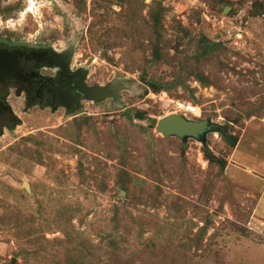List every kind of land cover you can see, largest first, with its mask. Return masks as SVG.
<instances>
[{"label": "rangeland", "instance_id": "374dc122", "mask_svg": "<svg viewBox=\"0 0 264 264\" xmlns=\"http://www.w3.org/2000/svg\"><path fill=\"white\" fill-rule=\"evenodd\" d=\"M28 6L0 0V39L66 54L95 99L73 114L9 100L0 264H264L261 186L243 178L261 176L241 167L264 157V0ZM173 114L230 141L159 135Z\"/></svg>", "mask_w": 264, "mask_h": 264}, {"label": "flooded vegetation", "instance_id": "af4514ba", "mask_svg": "<svg viewBox=\"0 0 264 264\" xmlns=\"http://www.w3.org/2000/svg\"><path fill=\"white\" fill-rule=\"evenodd\" d=\"M0 61V103L7 110L0 118V134L20 122L10 99H22L26 111L39 108L66 114L75 113L81 101L95 99L86 72L73 70L66 54L0 39Z\"/></svg>", "mask_w": 264, "mask_h": 264}, {"label": "water", "instance_id": "95a60500", "mask_svg": "<svg viewBox=\"0 0 264 264\" xmlns=\"http://www.w3.org/2000/svg\"><path fill=\"white\" fill-rule=\"evenodd\" d=\"M5 57L3 58V66ZM1 63L2 61H0V65ZM5 111H7L6 108L0 103V118ZM155 130L159 135L166 138H177L182 142L193 139L204 143L208 134L221 133L223 127L209 119L198 121L188 119L182 114H173L160 119Z\"/></svg>", "mask_w": 264, "mask_h": 264}, {"label": "crops", "instance_id": "0c3cea01", "mask_svg": "<svg viewBox=\"0 0 264 264\" xmlns=\"http://www.w3.org/2000/svg\"><path fill=\"white\" fill-rule=\"evenodd\" d=\"M241 155H243L244 157V151H240L239 152ZM262 153H264V150L262 151ZM241 167L245 168L246 172H252L253 170H258V172L260 173V178L258 179V181H253V179H251V177L249 176H244L243 178H249L250 182H252V184H254V187H258L259 185L260 187V195L259 198L257 199V205L255 208L256 214H262L264 215V157H258L255 159H249L248 162L246 161H242L241 162ZM244 175V174H243Z\"/></svg>", "mask_w": 264, "mask_h": 264}, {"label": "built area", "instance_id": "2783aa9c", "mask_svg": "<svg viewBox=\"0 0 264 264\" xmlns=\"http://www.w3.org/2000/svg\"><path fill=\"white\" fill-rule=\"evenodd\" d=\"M177 109L178 111H182L184 115L189 114L195 117L198 116L197 108L192 104H177Z\"/></svg>", "mask_w": 264, "mask_h": 264}, {"label": "bare ground", "instance_id": "6f19581e", "mask_svg": "<svg viewBox=\"0 0 264 264\" xmlns=\"http://www.w3.org/2000/svg\"><path fill=\"white\" fill-rule=\"evenodd\" d=\"M28 2H29V6H28V8L26 9V13L30 12V9H31L32 4H33V0H28Z\"/></svg>", "mask_w": 264, "mask_h": 264}, {"label": "trees", "instance_id": "16d2710c", "mask_svg": "<svg viewBox=\"0 0 264 264\" xmlns=\"http://www.w3.org/2000/svg\"><path fill=\"white\" fill-rule=\"evenodd\" d=\"M221 134H222V136L225 137L226 140L230 141V136L229 135H227L226 133H223V132Z\"/></svg>", "mask_w": 264, "mask_h": 264}]
</instances>
